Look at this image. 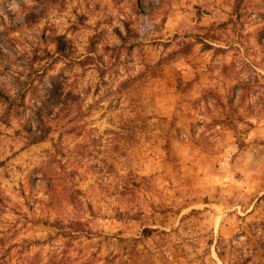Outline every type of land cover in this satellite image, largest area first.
I'll return each instance as SVG.
<instances>
[{
  "label": "rangeland",
  "instance_id": "rangeland-1",
  "mask_svg": "<svg viewBox=\"0 0 264 264\" xmlns=\"http://www.w3.org/2000/svg\"><path fill=\"white\" fill-rule=\"evenodd\" d=\"M48 77L89 113L0 103V264H264V0H0V102Z\"/></svg>",
  "mask_w": 264,
  "mask_h": 264
},
{
  "label": "trees",
  "instance_id": "trees-1",
  "mask_svg": "<svg viewBox=\"0 0 264 264\" xmlns=\"http://www.w3.org/2000/svg\"><path fill=\"white\" fill-rule=\"evenodd\" d=\"M238 10L237 5L233 6V11L236 12ZM132 34L131 29H127L125 35L121 36L123 42L127 39V36ZM210 39H217L216 36H210ZM94 43L91 42L87 46L84 47V52L78 59L75 60V64L80 67H85V65H89V67L93 68L96 72H99L100 76L103 72V64L100 65L98 61H96L95 55V46ZM58 51H61V48H58ZM98 59V58H97ZM47 83L49 88H40L35 89V87L30 86V84H26L25 92L20 96H16L12 99L8 97L4 98L3 102L1 101V115L8 119L9 116L13 117H21L26 112L33 118L35 125L38 127H42V134L49 129V127L44 122L43 108L58 106V110L55 113V116L58 118L60 114H65L69 111V121L73 122V128L76 135H80L82 132V120L83 117L88 115L90 105H85L83 102V98H81V92H69L64 93L59 91L61 84L56 82V80L52 78H47ZM128 79H123L118 82L116 91H120L121 89L127 86ZM189 84V82H187ZM42 89V92H39ZM44 89V90H43ZM24 97L26 99L24 100ZM228 103H231V100H228ZM28 110V111H27ZM235 112V111H234ZM18 117V118H19ZM42 125V126H40ZM36 128V129H37ZM28 131V130H27ZM39 131V130H38ZM38 131L32 132L29 130V134L34 137L30 142L35 141V138L41 137ZM91 138V137H90ZM91 140H93L91 138ZM227 246V244H226ZM224 243H219L216 246L217 256L222 259L225 248ZM33 258V257H31ZM224 260V259H223ZM27 264H41L37 263L35 259H32L30 262H26ZM47 264V263H44ZM239 264H246L245 262Z\"/></svg>",
  "mask_w": 264,
  "mask_h": 264
}]
</instances>
